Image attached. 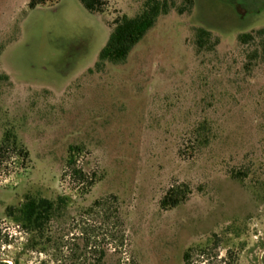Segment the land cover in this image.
<instances>
[{
	"label": "rangeland",
	"instance_id": "rangeland-1",
	"mask_svg": "<svg viewBox=\"0 0 264 264\" xmlns=\"http://www.w3.org/2000/svg\"><path fill=\"white\" fill-rule=\"evenodd\" d=\"M105 1L100 14L0 0V259L264 264V59L247 70L238 41L264 27V0H193L183 15L174 0L125 63L97 67L116 20L148 0ZM73 151L91 185L70 178ZM173 187L190 194L163 209ZM28 196L58 207L41 232L9 216Z\"/></svg>",
	"mask_w": 264,
	"mask_h": 264
},
{
	"label": "trees",
	"instance_id": "trees-1",
	"mask_svg": "<svg viewBox=\"0 0 264 264\" xmlns=\"http://www.w3.org/2000/svg\"><path fill=\"white\" fill-rule=\"evenodd\" d=\"M60 0H31L29 8L34 9L37 6L44 5L47 2H58ZM82 5L92 13H105L107 2L105 0H80ZM187 9H180L179 13L184 14L192 5L193 0H187ZM175 8L174 0H148L144 9L136 17L126 15L117 19L114 23V29L111 36L99 54L97 67L106 63L121 64L125 63L133 49L145 38L147 33L152 30L161 16L168 15ZM186 10V11H185ZM197 46L201 51L209 47V51L217 45V40L213 41L211 31L201 28L197 34ZM241 45L251 47L248 53V62L245 68L252 69L260 59H264V27L252 33H243L238 37ZM207 142V139H205ZM210 143V137H209ZM1 150V149H0ZM70 178L77 184H89L93 182L94 175H88L82 168L77 167V160L74 151L68 161ZM246 177L245 173L238 172L233 174V178L238 179ZM190 190L173 187L161 201L163 209L176 208L187 200ZM66 199L60 198L59 203L64 204ZM58 207L55 202L44 198L28 196L26 201L18 208H9V216L21 223L22 227L28 232H41L51 219L56 215ZM206 251V249H203ZM190 253L187 252L185 260H189ZM0 264H9L0 262ZM105 264V263H98ZM120 264V263H117ZM219 264H232L228 258L220 259Z\"/></svg>",
	"mask_w": 264,
	"mask_h": 264
},
{
	"label": "water",
	"instance_id": "water-1",
	"mask_svg": "<svg viewBox=\"0 0 264 264\" xmlns=\"http://www.w3.org/2000/svg\"><path fill=\"white\" fill-rule=\"evenodd\" d=\"M262 254H264V251H263ZM259 261H260V264H263V262H262V255L260 256ZM0 262H7V261H5L4 259H0Z\"/></svg>",
	"mask_w": 264,
	"mask_h": 264
}]
</instances>
